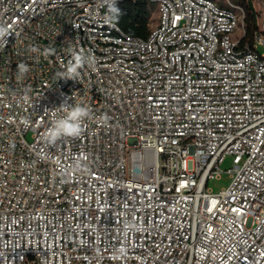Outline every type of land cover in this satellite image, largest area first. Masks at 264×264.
<instances>
[{"label":"built area","instance_id":"obj_1","mask_svg":"<svg viewBox=\"0 0 264 264\" xmlns=\"http://www.w3.org/2000/svg\"><path fill=\"white\" fill-rule=\"evenodd\" d=\"M135 1L0 0V264H264V0L252 46L238 2L150 0L142 38ZM65 100L90 117L50 145Z\"/></svg>","mask_w":264,"mask_h":264},{"label":"clouds","instance_id":"obj_2","mask_svg":"<svg viewBox=\"0 0 264 264\" xmlns=\"http://www.w3.org/2000/svg\"><path fill=\"white\" fill-rule=\"evenodd\" d=\"M110 11L119 12L115 7H112ZM9 35V30L4 26H0V40ZM94 63L95 58L92 56L75 54L69 61L66 72L62 74V79L77 81L80 75L79 70L86 64L92 66ZM19 68L21 72L28 71L26 65L21 64ZM58 108L64 112V115L54 119L45 133V140L50 145H55L64 138L80 137L84 131V123L90 117V108L83 103L70 105L65 100ZM45 110L48 109L45 108Z\"/></svg>","mask_w":264,"mask_h":264},{"label":"trees","instance_id":"obj_3","mask_svg":"<svg viewBox=\"0 0 264 264\" xmlns=\"http://www.w3.org/2000/svg\"><path fill=\"white\" fill-rule=\"evenodd\" d=\"M232 2H238L243 8V27L245 31L243 41L252 46L258 29L257 19L260 11L255 8L253 0H233ZM153 5L154 3L150 0L126 2L113 6L119 12L110 11V14L113 21L123 32L131 36L145 38L150 32Z\"/></svg>","mask_w":264,"mask_h":264},{"label":"rangeland","instance_id":"obj_4","mask_svg":"<svg viewBox=\"0 0 264 264\" xmlns=\"http://www.w3.org/2000/svg\"><path fill=\"white\" fill-rule=\"evenodd\" d=\"M232 2L233 0H228ZM253 4L255 8L258 10L261 8V3L259 0H253ZM154 6V5H153ZM157 21V11L154 6V10L152 13L151 25L152 26ZM257 50L262 53L264 51V47L257 43ZM232 165V156L227 155L225 160L221 163V168L223 170H227ZM231 181V174L229 171H223L218 177L211 178L208 180L207 187L214 193L220 192L223 188H226Z\"/></svg>","mask_w":264,"mask_h":264}]
</instances>
